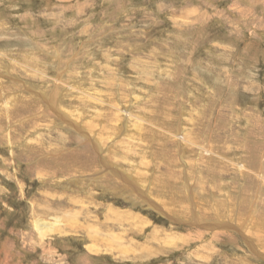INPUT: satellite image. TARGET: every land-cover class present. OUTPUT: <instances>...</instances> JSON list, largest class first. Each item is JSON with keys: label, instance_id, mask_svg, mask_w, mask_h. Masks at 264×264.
Wrapping results in <instances>:
<instances>
[{"label": "rangeland", "instance_id": "rangeland-1", "mask_svg": "<svg viewBox=\"0 0 264 264\" xmlns=\"http://www.w3.org/2000/svg\"><path fill=\"white\" fill-rule=\"evenodd\" d=\"M0 264H264V0H0Z\"/></svg>", "mask_w": 264, "mask_h": 264}, {"label": "bare ground", "instance_id": "bare-ground-1", "mask_svg": "<svg viewBox=\"0 0 264 264\" xmlns=\"http://www.w3.org/2000/svg\"><path fill=\"white\" fill-rule=\"evenodd\" d=\"M78 81V80H77ZM79 86V85H78ZM82 87V86H81ZM74 89V88H73ZM76 89V88H75ZM71 91V90H70ZM75 91V90H74ZM84 91V90H83ZM58 92V91H57ZM85 92V91H84ZM98 92V91H97ZM88 93V92H87ZM10 94V93H9ZM63 94V93H62ZM82 94V93H81ZM86 94V93H85ZM13 95V94H12ZM17 95V94H16ZM65 95V94H64ZM83 95V94H82ZM90 95H92V94H90ZM96 96V95H95ZM100 96V95H99ZM10 97V96H9ZM85 98H86V96H84ZM2 98V97H1ZM143 98H145V97H143ZM8 99H10V98H8ZM20 100V99H19ZM59 100V99H58ZM12 101V100H11ZM16 101V100H15ZM3 102V101H2ZM61 102V101H60ZM102 102V101H101ZM6 104V103H5ZM69 106V105H68ZM77 106V105H76ZM115 106V105H114ZM70 107H71V104H70ZM12 108V107H11ZM56 108V107H55ZM68 108V107H67ZM87 108V107H86ZM78 109H79V106H78ZM84 109V108H83ZM64 110V109H63ZM76 111V110H75ZM82 111V110H81ZM89 111V110H88ZM60 112V111H59ZM63 112V111H62ZM66 112V111H65ZM99 112V111H98ZM116 113H118V112H116ZM144 113V112H143ZM62 114V113H61ZM64 114H66L67 116H72V115H74L75 114V112H73V111H68V112H66V113H64ZM60 115V114H59ZM98 115V114H97ZM134 115V114H133ZM141 115V114H140ZM143 115H145V114H143ZM70 116V117H71ZM88 116V115H87ZM86 116V117H87ZM65 117V116H64ZM84 117V116H83ZM89 117V116H88ZM128 117H129V115H128ZM127 117V118H128ZM63 118V117H62ZM80 118H82L80 115H78V113H76V117H75V119H77V120H80ZM89 119V118H88ZM140 119V118H139ZM68 120V119H67ZM72 120V119H71ZM62 121V120H61ZM121 121V120H120ZM124 121V120H123ZM127 121V120H126ZM137 121V120H136ZM86 122V121H85ZM91 122V121H90ZM97 122V121H96ZM122 122V121H121ZM98 123V122H97ZM80 124V123H79ZM96 123H94V125H95ZM123 124V123H122ZM133 124V123H132ZM113 126V125H112ZM140 126V125H139ZM96 127V126H95ZM99 127V126H98ZM116 127V126H115ZM131 127V126H130ZM138 127V126H137ZM182 127V126H181ZM140 128H141V126H140ZM143 128V127H142ZM182 129V128H181ZM86 130V129H85ZM100 130V129H99ZM110 130V129H109ZM120 130V129H119ZM155 130V129H154ZM108 131V130H107ZM111 131V130H110ZM123 131V130H122ZM121 131V132H122ZM89 132V131H88ZM97 132V131H96ZM109 132V131H108ZM126 132V131H125ZM130 132H131V130H130ZM178 132V131H177ZM85 133H87V132H85ZM99 133V132H98ZM114 133V132H113ZM135 133V132H134ZM122 135H123V132H122ZM125 135V134H124ZM131 135V134H130ZM84 136V135H83ZM101 136V135H100ZM104 136V135H103ZM106 136V135H105ZM113 136V135H112ZM136 136V135H135ZM140 136V135H139ZM185 136V135H184ZM92 137H94V136H92ZM111 136H110V134H109V136H108V138H109V140H112L113 139V137L112 138H110ZM122 137V136H121ZM131 137V136H130ZM132 137H133V135H132ZM137 137V136H136ZM150 137V136H149ZM95 138H97V137H95ZM116 139H117V137H115ZM102 139V138H101ZM152 139V138H151ZM98 141H100V139H98ZM114 141H115V139H114ZM92 142V141H91ZM97 142V141H96ZM95 142V143H96ZM104 143V142H103ZM103 143H101V144H103ZM110 144H111V142H110ZM131 145V144H130ZM121 146V145H120ZM98 147V146H97ZM119 147V146H118ZM99 148V147H98ZM101 148V147H100ZM107 148H109V147H107ZM184 149V148H183ZM102 151V150H101ZM150 153V152H149ZM107 155V154H106ZM136 156V155H135ZM106 157V156H105ZM134 160V159H133ZM133 160H132V162H133ZM102 162V161H101ZM106 164V163H105ZM136 164V163H135ZM139 164V163H138ZM111 165V164H110ZM105 166V165H104ZM136 166V165H135ZM116 167V166H115ZM134 167V166H133ZM138 167V166H137ZM140 167H143V166H140ZM106 168V167H105ZM145 168V167H144ZM107 169V168H106ZM139 169V168H138ZM108 170V169H107ZM149 170V169H148ZM151 170V169H150ZM132 171V170H131ZM146 171V170H145ZM140 172V171H139ZM150 172V171H149ZM79 175V174H78ZM84 175V174H83ZM114 175V174H113ZM126 175V174H125ZM128 177L129 178H131L132 180H137V176L134 174V173H131V172H128ZM138 175V174H137ZM74 176V175H73ZM86 176V175H85ZM117 176V175H116ZM141 176V175H140ZM149 176H150V173H149ZM83 177V176H82ZM92 177V176H91ZM142 177V176H141ZM146 177V176H145ZM80 178V177H79ZM143 179V178H142ZM144 180V179H143ZM128 181V180H127ZM151 181V180H150ZM182 182V181H181ZM126 183V182H125ZM128 183H130L129 181H128ZM184 183V182H183ZM151 184V183H150ZM185 185H186V182H185ZM190 185H191V183H190ZM223 186V185H222ZM192 187V186H191ZM197 187V186H196ZM196 187H195V189H196ZM225 187V186H224ZM193 188V187H192ZM191 188V189H192ZM123 189H124V187H123ZM127 189V188H126ZM225 189V188H224ZM120 190L121 191H123L124 193H125V191L124 190H122V188H120ZM189 190H190V188H189ZM130 191V190H129ZM193 191H195V190H193ZM147 192V191H146ZM188 192V191H187ZM136 193H137V191H136ZM135 193V194H136ZM149 193V192H148ZM147 193V194H148ZM213 193V192H212ZM228 193V192H227ZM132 194V193H131ZM196 194V193H195ZM199 194V193H198ZM201 194V193H200ZM199 194V195H200ZM214 194V193H213ZM129 195V194H128ZM138 195V194H137ZM144 195V194H143ZM188 195V194H187ZM198 195V196H199ZM211 195V194H210ZM139 196V195H138ZM193 196V195H192ZM197 196V195H196ZM216 196V195H215ZM127 197V196H126ZM202 197H204V196H202ZM210 197V196H209ZM211 197H212V195H211ZM231 197V196H230ZM188 198V197H187ZM228 198V197H227ZM205 199V198H204ZM216 199V198H215ZM145 200V199H144ZM187 200V199H186ZM211 200V199H210ZM225 201V199H221L220 201ZM197 201V200H196ZM203 201V200H202ZM217 201V200H216ZM156 202V201H155ZM195 202V201H194ZM204 202V201H203ZM210 202H212V201H210ZM209 202V203H210ZM227 202V201H226ZM196 203H198V202H196ZM225 202H223V203H221V204H224ZM230 203V202H229ZM235 203V202H234ZM234 203H232V204H234ZM151 204V203H150ZM252 204V203H251ZM149 205V204H148ZM198 205V204H197ZM210 205V204H209ZM177 206V205H176ZM193 206V205H192ZM215 206V205H214ZM236 206V205H235ZM156 207V206H155ZM198 207V206H197ZM210 207V206H209ZM212 207V206H211ZM210 207V208H211ZM221 207V206H220ZM222 207H225L224 205H222ZM256 207V206H255ZM191 208V207H190ZM215 208V207H214ZM193 209H195V207L193 208ZM229 208H227V210H228ZM212 210V209H211ZM230 210H232V209H230ZM229 210V211H230ZM255 212V211H254ZM193 213V212H192ZM215 213L218 215V212H216V210H215ZM223 213H225V212H223ZM232 213V212H231ZM226 215V214H225ZM225 217V216H224ZM228 217V216H227ZM218 218V217H217ZM222 220V219H221ZM245 220V219H244ZM245 222V221H244ZM216 223V222H215ZM245 224V223H244ZM244 227H245V225H244Z\"/></svg>", "mask_w": 264, "mask_h": 264}]
</instances>
